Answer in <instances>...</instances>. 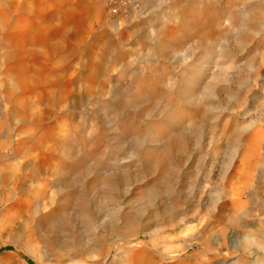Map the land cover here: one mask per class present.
Masks as SVG:
<instances>
[{
	"label": "rangeland",
	"instance_id": "1",
	"mask_svg": "<svg viewBox=\"0 0 264 264\" xmlns=\"http://www.w3.org/2000/svg\"><path fill=\"white\" fill-rule=\"evenodd\" d=\"M166 122L150 160L119 154ZM81 157L79 229L104 239L52 254L47 218H83L57 165L77 178ZM0 165V264H264V0H0Z\"/></svg>",
	"mask_w": 264,
	"mask_h": 264
},
{
	"label": "bare ground",
	"instance_id": "2",
	"mask_svg": "<svg viewBox=\"0 0 264 264\" xmlns=\"http://www.w3.org/2000/svg\"><path fill=\"white\" fill-rule=\"evenodd\" d=\"M146 2H147V5H148V4L153 3V0H146ZM191 79H192V77L190 79L184 81V85L185 86L182 89L183 91H181V93L185 95V99H186V97L188 99L189 98L188 96H190L189 95L190 94L189 93V91H190L189 90V85L191 84V81H192ZM177 109L178 108H176V111H177ZM177 114H178V112H177ZM183 116H179V117H181L179 120L183 121L184 120L182 118ZM176 117H177V115H176ZM125 119H126V117H125ZM131 119L132 118L130 116H128L127 119L125 120V124H123V129L120 131V139L126 138L128 135H130L132 133H134V134L136 133L137 134L136 125H134L131 122H128ZM165 126L168 127V123L167 122L164 123V125L163 124H159V125H157L155 127L154 126H147L146 129H145V134H144V136L146 137L145 139L142 140L140 137H137V138L135 137L136 139L134 140L133 143H134V147H136V151L134 149H132V148H131V150L129 149V150L123 151L122 150L123 147L119 145V146H117V150H121L119 152V154L126 155L125 159H132V158H136L137 159L138 158V160H150L151 157L155 153H157L159 149L154 147V146H145V143L147 142L148 139L149 140L151 139L154 142H160L161 138H163L165 136V133H164V131H165L164 127ZM158 130H159V132H161L160 133L161 135L158 134V132H157ZM93 138L91 137L92 141H93ZM67 139L68 138H66V141H67ZM80 142L82 143V141H80ZM165 142L167 144L166 143L162 144L163 147H161V148H163L164 153H165V155L161 154L162 155V159H163L164 162L172 164L173 157L171 155H169V152H166L167 149H168L167 147L169 146L168 145L169 142L167 140ZM75 145H77V144L74 143V142H66L65 144H62L61 146H62L63 155H65V156L67 155L68 156L70 153L72 154V148ZM83 147L85 148V146H83ZM84 153H85V151H84ZM128 154L130 156H128ZM117 162H118V164H116L114 169H113L114 172L107 171V172L104 173L105 175H107L108 180L106 182V185L109 188L113 187L112 180L116 176H118L120 174H123L125 172L128 173L129 170H130L129 166L128 167L125 166L123 168V167L120 166V164H122V163L120 161H118V160H117ZM77 163L82 168V172H81L82 174L79 175L76 178L75 175H74V177H71V175L69 176V174L71 173L70 172L71 170L68 172V174H64L65 164L63 162H61V161L59 162V164L57 165V168L59 170V173H58V181H59V183H58L57 186H58L59 191H63L64 188L65 189L66 188H70L71 189V192H72L71 195H72L73 200H78L79 201L77 204L74 202V206L75 207L73 208V211H74L75 214H78V215L82 214L84 219L83 218L78 219V216L76 218H74V219L73 218L70 219L68 216L63 215V214H59V213L58 214L56 213L55 215H51L50 217L47 218V225L45 226V228L47 227V229H46L47 230V235L44 238V242H45V245H46L47 252L52 253V254L58 253L59 251L62 250V248L64 247V244H65L63 240H65V239L68 240V241H72V242H73V239H74L78 243L79 247L82 248V249H87L88 247H91L93 245L101 244L103 239H104L103 233L93 234V233H90L89 231L85 233L81 229H79L80 228V225H79L80 223L81 224L84 223V224H86L88 226L90 224L88 218L86 220L85 216L91 217L93 215V211H92L93 201L90 199V193L93 191V188H94L93 185L94 184H92L91 182L89 184L81 183L83 181L84 177H86L88 174L92 173V170H93L92 167L87 163V160L84 157H81L79 160H77ZM1 166L2 165H0V169H1ZM106 173H108V174H106ZM63 175L68 176L67 180L64 182L66 185L63 182H61L62 178H63ZM30 180H33V175H31ZM6 181H7L6 178H4L2 176L0 177V191L4 192V194L7 197L6 198L7 202H9L10 200L15 199V197L13 195L5 192L6 189L3 186V184H5ZM97 182L99 183V181H96V183ZM93 183H95V182H93ZM23 186H24V183H17L15 185V191H17L15 193V196L18 195L19 193H21V191L23 189L22 188ZM33 199L35 201L38 200V197H37L36 194L33 195ZM0 204H1V201H0ZM71 205H72V203L68 202L66 207H60V208H62V210H63V209H66V208L70 207ZM176 207H177V205H176ZM90 212H92V214ZM89 213L91 215H88ZM69 219H70V222H69ZM137 220H139L138 216H135V221H137ZM134 224H135V222H134ZM127 226H128V224H127ZM109 227L111 228V230H114V233H115V230L117 229V228H115V224L110 223ZM90 231H91V229H90ZM69 232L72 235L68 234ZM103 232H105V231H103ZM76 234H79L78 239H75V235ZM61 237H63L64 239L62 240ZM114 238H118L119 242L121 241V240H119L120 237L118 235H115ZM66 244H67V242H66ZM14 247L17 250H19V248H20L18 245H14ZM69 249H70V247H69ZM88 251H90V249ZM131 257H130V255L126 256L124 258V261L125 262L128 261L129 264H146V262H147L145 260V257L142 260H139V259L135 260V259H132ZM130 258H131V260H130ZM24 264H27V262L25 261Z\"/></svg>",
	"mask_w": 264,
	"mask_h": 264
},
{
	"label": "trees",
	"instance_id": "3",
	"mask_svg": "<svg viewBox=\"0 0 264 264\" xmlns=\"http://www.w3.org/2000/svg\"><path fill=\"white\" fill-rule=\"evenodd\" d=\"M11 248L7 247V248H1L0 251H3V250H9ZM32 263V262H31Z\"/></svg>",
	"mask_w": 264,
	"mask_h": 264
}]
</instances>
